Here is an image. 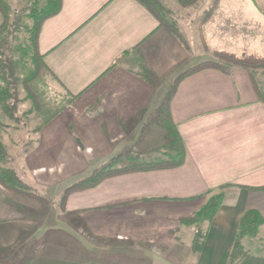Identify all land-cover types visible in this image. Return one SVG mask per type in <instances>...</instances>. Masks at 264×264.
<instances>
[{
	"label": "crops",
	"instance_id": "obj_1",
	"mask_svg": "<svg viewBox=\"0 0 264 264\" xmlns=\"http://www.w3.org/2000/svg\"><path fill=\"white\" fill-rule=\"evenodd\" d=\"M219 13L208 26L210 48L264 56V0H234ZM37 50L74 98L26 155L37 197L0 186V264H230L242 215L254 211L264 220V102L256 75L206 68L177 82L199 59L136 0H61L40 25ZM159 114L180 138V166L69 191L88 174L74 180L71 157L149 148ZM56 158H63L61 170ZM217 193L223 202L211 223H179ZM199 229L203 248L194 257ZM241 246L264 260V224Z\"/></svg>",
	"mask_w": 264,
	"mask_h": 264
},
{
	"label": "rangeland",
	"instance_id": "obj_2",
	"mask_svg": "<svg viewBox=\"0 0 264 264\" xmlns=\"http://www.w3.org/2000/svg\"><path fill=\"white\" fill-rule=\"evenodd\" d=\"M48 1L6 0L9 11L4 24L5 31L1 36L8 41V47L2 59L12 63L13 75L16 79L13 81V85L8 86L10 95L9 98H5L3 103L6 109L0 106V144L5 151V156L0 161V168L14 172L20 182L26 185L33 195L36 194V191H33L29 174L24 168L26 155L33 149L40 133L39 131L53 118L63 115L65 108L72 100L46 71L42 70L39 73L35 71L26 42L25 30L32 25V21L29 18L30 11L34 7L44 8ZM156 1L167 10L170 21L173 22L176 32L182 41L190 48V53L194 55V58L199 59L196 66L206 61H215L227 68V71L232 67H242L215 56L217 52L233 53L220 51L217 50V47L210 48L208 46V26L211 23L215 24V16L220 14V6L234 0H194L190 4H184L180 0ZM214 11H217V13ZM2 23L3 20L0 17V26ZM233 55L238 58L244 56ZM242 68L253 72L256 75L255 77H257L254 84L264 88V64L260 67L250 66ZM157 118L156 122L154 121L152 124V131L147 135L151 137V140L149 141L150 143L147 141L146 146L150 147L136 152L144 154L157 150V153H152L151 157L161 159L164 158L163 154L168 153L166 148L171 141L167 138L168 132L162 124L164 123V118L160 114ZM124 143L125 147H131L136 142L125 141ZM129 151L132 150H124L122 154ZM115 157L97 158L78 155L71 157V164L67 162V165L72 167L71 169L74 171L72 175H74L73 179L75 180V177L79 176V174L85 176L88 173L86 175L88 177L97 172L105 163ZM56 159V162L53 161V163L55 162L56 167L61 170L64 165L63 158ZM87 170L90 172H86ZM74 182H76L74 184L78 183V181ZM56 205L59 206V201H57ZM247 256L242 247V254L240 253L235 257L232 264H243Z\"/></svg>",
	"mask_w": 264,
	"mask_h": 264
},
{
	"label": "trees",
	"instance_id": "obj_3",
	"mask_svg": "<svg viewBox=\"0 0 264 264\" xmlns=\"http://www.w3.org/2000/svg\"><path fill=\"white\" fill-rule=\"evenodd\" d=\"M142 4L158 21L160 26L167 28L170 32L178 35L176 28L173 25V22L170 21L167 10L156 0H136ZM192 0L190 3H192ZM187 3V4H190ZM61 7V0H49L47 5L44 8L34 7L30 13L29 18L32 21V25L25 30L26 42L28 44V49L30 51L31 60L34 64L35 71L41 72L42 70L46 71L49 75L50 72L45 67L42 56L39 55L37 50V38L40 30L41 23L48 17L56 15ZM9 9L6 3V0H0V15L3 20L2 25L0 26V106L3 108L5 98H9V87L13 85V81L16 77L13 75L14 70L8 60L2 59L5 50L8 47V41L3 39L1 36L5 31V20L7 19V13ZM216 57L223 59L226 62L234 63L242 67H260L264 64V57H258L255 55H244L242 57H236L233 54H228L224 52H217ZM206 68H214L222 71H227L223 65L218 64L215 61H206L198 66H195L177 78V82L183 79L184 77L191 75L194 72H197ZM172 92L168 94L167 99L169 100L173 94ZM255 90L258 95V98L264 102V88H260L255 84ZM74 97L71 96V99ZM6 109V108H4ZM165 114L166 108L161 107L160 112ZM163 127L168 132L167 138L170 139V145L166 148L168 153L163 154L164 158H152V153H157V150L150 151L147 153H137L129 151L125 154L116 156L111 161L105 163L97 172L89 175L86 178L80 180L77 184L72 186L69 191H80L89 189L95 186L99 181L116 175H121L130 172H139V171H151L158 169H169L176 168L184 162L185 151L180 141V138L175 131V127L172 125L170 120L165 121ZM156 151V152H155ZM5 156V151L0 144V161L3 160ZM0 186L3 187L7 192L20 195L23 197L33 198V193L29 188L24 185L17 176L11 170H4L0 168ZM223 194L217 193L209 198L206 204L191 217L181 220L179 223L185 226H200L203 223H211L218 209L222 205ZM264 224L263 218L254 211H246L240 218L237 225L236 238L234 240L232 251L230 253V264L233 263L235 257L240 253L242 254L241 240L245 237L253 238L257 235L258 229ZM204 233L199 229L193 238L191 244V252L194 257H197L203 248ZM244 256V255H243ZM245 258V257H243ZM243 264H264V260L258 258L246 257Z\"/></svg>",
	"mask_w": 264,
	"mask_h": 264
}]
</instances>
